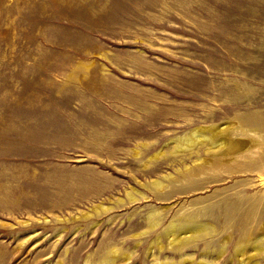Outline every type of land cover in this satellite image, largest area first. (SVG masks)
<instances>
[{"label": "rangeland", "instance_id": "obj_1", "mask_svg": "<svg viewBox=\"0 0 264 264\" xmlns=\"http://www.w3.org/2000/svg\"><path fill=\"white\" fill-rule=\"evenodd\" d=\"M231 123L264 143V0H0V264H264V145L176 150Z\"/></svg>", "mask_w": 264, "mask_h": 264}, {"label": "bare ground", "instance_id": "obj_2", "mask_svg": "<svg viewBox=\"0 0 264 264\" xmlns=\"http://www.w3.org/2000/svg\"><path fill=\"white\" fill-rule=\"evenodd\" d=\"M255 125L256 124L254 123L253 126ZM206 133H209L211 137L208 138L206 136ZM232 133H233V136H239L243 139L238 138V140H235L236 138L234 139V137H232ZM182 139L176 142L177 151L193 152L199 146L206 147V152L208 153H210L211 151L222 149L223 152L221 153V156L219 158V161L221 162L227 159L231 161H235V162H240L248 158L249 156H252L255 152L261 149L262 146L264 145L263 140L259 134L252 133L248 129H245L244 127H242L241 125L236 127V125L232 123L226 127L219 126V127H214V128H208V129H198L197 128V130H194L187 138H184L185 139L184 142ZM153 184L160 188L163 187L162 184L157 181L153 182ZM129 197L131 198V200L134 199L131 194H129ZM102 208H103L102 210L107 209L106 207L105 208L102 207ZM157 225H158L157 223L152 222L153 228H155ZM168 231L169 232L167 233L170 236V246L174 249L185 246L186 239L191 238L193 234H196L195 230L190 229L189 231L185 233L190 236L182 238L181 235L176 234L175 225H172L170 230ZM202 232H204V229L202 228L197 230V233H202ZM260 240L261 241L264 240V237L261 238ZM158 247L160 251L163 249L162 244H159ZM254 250H255V254L257 255L259 252H262L264 248L263 247L260 248L258 247V245H256ZM238 253L240 254V256L239 255L238 256L242 258V264H245L249 259L255 256L253 254L254 256L250 255L251 257L245 258L243 250H240ZM222 254L224 253L222 252ZM255 262H252V263H255Z\"/></svg>", "mask_w": 264, "mask_h": 264}]
</instances>
